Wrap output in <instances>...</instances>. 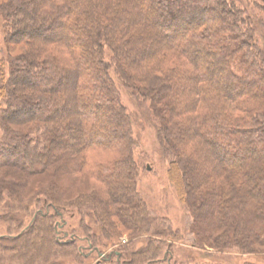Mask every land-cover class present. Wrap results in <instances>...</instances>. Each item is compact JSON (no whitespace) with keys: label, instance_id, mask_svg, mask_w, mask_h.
I'll return each instance as SVG.
<instances>
[{"label":"trees","instance_id":"16d2710c","mask_svg":"<svg viewBox=\"0 0 264 264\" xmlns=\"http://www.w3.org/2000/svg\"><path fill=\"white\" fill-rule=\"evenodd\" d=\"M238 1L12 0L14 6L0 8L6 26L34 10L44 27L34 33L32 26L23 40L7 38L24 52L11 59V74L0 83L1 137L34 141L25 145L26 177L46 171L66 153L78 174L96 172L108 191V199L93 197L79 205L96 219L105 241L119 229L110 219L114 214L135 234L152 228L155 222L137 198L131 123L113 74L160 113V146L170 160L167 178L179 202L188 205L196 236L212 240L217 250L264 247V51L255 40V22ZM22 74L34 76L24 83L42 103L31 104L19 122L34 125V136L9 133L14 122L8 114ZM176 115L182 121H172ZM62 130L74 132L72 146L56 143ZM192 140L201 144L189 149ZM20 145L0 143V149L16 154L25 148ZM115 150L123 154L88 166L89 152ZM57 187L45 192L49 201L59 198ZM22 188L24 183L1 179L0 202L7 195L14 205ZM53 218L36 217L30 236L29 226L14 237H0V247L12 245L16 252L9 258L0 253V263L51 264L64 249L73 255L74 243L59 242ZM155 247L131 253L127 262L143 263Z\"/></svg>","mask_w":264,"mask_h":264},{"label":"rangeland","instance_id":"374dc122","mask_svg":"<svg viewBox=\"0 0 264 264\" xmlns=\"http://www.w3.org/2000/svg\"><path fill=\"white\" fill-rule=\"evenodd\" d=\"M238 4L244 6L255 22V40L264 51V3L259 0H239ZM10 5L14 6L12 0H0V8H11ZM30 6L32 5L30 4ZM28 14L22 15L13 24L6 26V18L0 12V83L2 80L6 81L11 74V59L21 57L24 52L23 46L17 45L12 40H9L8 43L7 38H11L13 35L12 39L19 41L22 38L21 40H23L28 37L27 33L32 26H34V28L32 27L34 33L43 31L41 15L35 16L34 10L33 12L32 10L28 11ZM31 15H33V19L30 17ZM123 38L124 35L121 39ZM37 47L41 50L39 43H37ZM55 49L57 52L59 47H55ZM104 51L109 59L108 51L106 49ZM81 68H83L82 71L86 70L83 65ZM67 70L72 71L74 68ZM111 76L118 90L119 101L130 118L131 154L137 166L135 189L138 200L155 222L152 228L148 232L135 234V231L129 227L121 225L114 214L110 219L119 226L118 234L113 232L112 238L105 241L107 238L103 236L100 225L97 224L93 215L87 213L86 209H79V205L87 204L88 202L85 201H89V198L108 199L107 189L96 181V172L91 171L87 175L78 174L74 158L64 153L57 157V160L46 171H40V173L27 178L24 167L30 161L25 158L26 152L29 151V146L25 147V145L31 146L34 141L9 140L4 138L5 136L1 137L4 133L0 130V143L22 144L20 146L25 147L20 148L19 152L16 151V154L11 153L10 150L0 149V180L24 183V188L18 189L14 205H11L13 204L12 200L8 199L7 195L1 197L0 237H14L29 226L31 227L36 217L48 214L54 217V226L58 230L57 239L59 242L74 243L76 248L73 255L68 253L70 249H64L66 251L57 254L51 264H129L127 260L131 259V253H135L149 244L156 246L154 254L151 257H146L145 261L140 264H264V247L258 248L257 245L254 251H240L234 247L217 250L213 247L212 240L208 241L204 237L196 236L191 228L193 218L188 205L179 202L176 192L167 178L170 160L163 155L160 146L158 133L162 124L160 113L154 109L150 100L140 98L134 89L127 88L113 74ZM20 79L22 86L15 90L18 99L15 100V105L11 107V112L8 114L14 122L8 125L9 133L11 136H19L26 135L31 131L33 132L31 136H34L37 135L34 125L23 126L19 122L26 119L27 111L25 112V110H31V104L40 106L42 103L38 96L30 93L27 84L24 83V80L33 82L34 76L22 74ZM62 83L64 84V82ZM58 94L56 93L53 97H58ZM6 96L9 98L8 92ZM9 105L7 103L6 107L8 108ZM160 108L162 109V107ZM23 112L25 113L23 114ZM171 120L182 121L181 117L177 115L171 117ZM109 126L112 128L111 125ZM73 133L62 130L60 137H56V143L59 146H72L74 144ZM190 142L189 149L201 144L200 141L195 140ZM122 154L118 150L103 154L89 152L86 156L87 164L92 166L94 162L108 163ZM53 184H57L60 190L57 203L49 201L45 194ZM49 202L54 204L56 210L51 208L52 205H48ZM8 206H13L15 210L9 211ZM34 228L32 226L31 230L27 229V235H32ZM218 232L214 230L211 235L216 237L219 235ZM0 253L7 258L16 254L12 245L6 248L0 247ZM3 264L12 263L5 261Z\"/></svg>","mask_w":264,"mask_h":264}]
</instances>
